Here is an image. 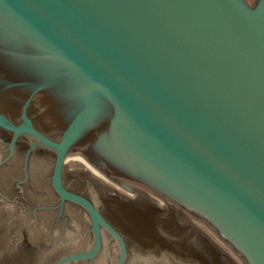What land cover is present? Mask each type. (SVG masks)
<instances>
[{
  "label": "water",
  "instance_id": "obj_1",
  "mask_svg": "<svg viewBox=\"0 0 264 264\" xmlns=\"http://www.w3.org/2000/svg\"><path fill=\"white\" fill-rule=\"evenodd\" d=\"M0 131V167L19 140L53 152L61 208L85 211L91 242L66 230L47 252L85 251L53 264H94L105 235L124 264L96 206L169 210L222 264H264V0H0Z\"/></svg>",
  "mask_w": 264,
  "mask_h": 264
},
{
  "label": "flooded vegetation",
  "instance_id": "obj_2",
  "mask_svg": "<svg viewBox=\"0 0 264 264\" xmlns=\"http://www.w3.org/2000/svg\"><path fill=\"white\" fill-rule=\"evenodd\" d=\"M11 137V134L0 131L3 158L8 154ZM29 149L28 142L19 140L11 160L0 167V198L4 201L0 202V264H53L67 255L85 251L86 247L67 252H60L61 248H58L59 251L47 252L49 242L57 239L55 244H58L66 230L76 232L73 239L77 245H82L84 235L89 236V243L92 240L88 223H81L85 219V211L67 203L61 208L51 187L49 169L54 159L53 152L35 148L26 160ZM63 183L67 191L93 203L89 196L94 191L90 182L73 179L66 184L63 178ZM96 207L125 242L124 264H222L216 253L201 241L202 236L197 229L191 228L186 221L175 222L169 210L167 220L160 217L164 221L159 220L158 214L145 211L119 226ZM103 239L101 252L94 264L105 250L107 264H111L110 256L117 264V242L106 235ZM131 244L135 246L132 248Z\"/></svg>",
  "mask_w": 264,
  "mask_h": 264
}]
</instances>
